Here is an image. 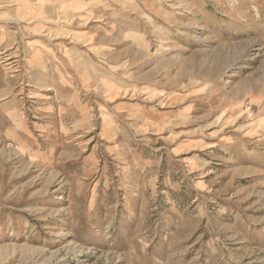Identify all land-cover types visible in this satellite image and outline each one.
<instances>
[{"label": "rangeland", "instance_id": "1", "mask_svg": "<svg viewBox=\"0 0 264 264\" xmlns=\"http://www.w3.org/2000/svg\"><path fill=\"white\" fill-rule=\"evenodd\" d=\"M0 264H264V0H0Z\"/></svg>", "mask_w": 264, "mask_h": 264}, {"label": "bare ground", "instance_id": "2", "mask_svg": "<svg viewBox=\"0 0 264 264\" xmlns=\"http://www.w3.org/2000/svg\"><path fill=\"white\" fill-rule=\"evenodd\" d=\"M8 59V58H7ZM9 64H11V63H9Z\"/></svg>", "mask_w": 264, "mask_h": 264}]
</instances>
